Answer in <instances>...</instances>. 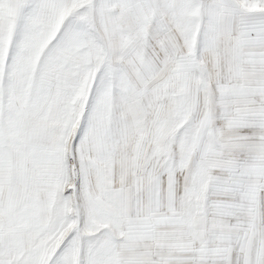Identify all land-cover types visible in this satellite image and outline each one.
Masks as SVG:
<instances>
[{"label":"snow or ice","instance_id":"6c2138e0","mask_svg":"<svg viewBox=\"0 0 264 264\" xmlns=\"http://www.w3.org/2000/svg\"><path fill=\"white\" fill-rule=\"evenodd\" d=\"M0 264H264V0H0Z\"/></svg>","mask_w":264,"mask_h":264}]
</instances>
